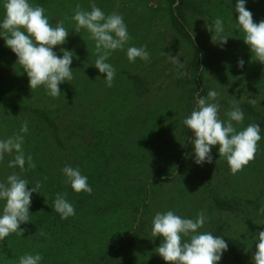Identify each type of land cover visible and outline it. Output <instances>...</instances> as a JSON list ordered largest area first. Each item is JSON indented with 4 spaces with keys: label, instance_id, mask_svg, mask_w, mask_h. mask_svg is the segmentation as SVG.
Listing matches in <instances>:
<instances>
[{
    "label": "rangeland",
    "instance_id": "374dc122",
    "mask_svg": "<svg viewBox=\"0 0 264 264\" xmlns=\"http://www.w3.org/2000/svg\"><path fill=\"white\" fill-rule=\"evenodd\" d=\"M3 3L0 0V22ZM30 3L42 6L53 25L63 21L69 37L54 51L61 56V47L74 51V73L72 80L60 85L57 97L48 95L44 86L31 89L16 55L0 38V140L18 134L25 120L28 126L31 123L26 115L8 113V104L27 109L60 107L54 121L60 130H67L58 135L64 141V153L46 150L43 155L36 154L45 150L49 135H36L29 127L24 134L25 155L39 157L34 162L40 166L29 185L40 181L42 186L40 194L32 196L30 223L21 225L27 230L23 236L6 237L13 241L9 251L0 254V264H19L25 254H40V264H166L155 252L162 239L153 237L151 230L155 214L168 210L192 219L200 212L205 214L208 219L199 231L220 236L228 244L220 264H253L256 237L264 231L259 211L264 207V64L243 41L235 12L237 0H187L183 12L190 40L174 31L167 0ZM93 3L106 15L120 13L131 37L107 61L116 69L112 87L106 84V74L94 66L99 55L95 41L86 29L77 33L72 20L77 4L90 11ZM246 7L254 22L264 20V0H246ZM216 18L223 20L221 35L229 38L227 44L212 40ZM145 45L150 59L130 62L127 48ZM195 51L197 69L192 66ZM172 55L180 56L184 69L171 62ZM241 58L245 62L242 69L238 66ZM184 71L188 74L182 75ZM210 90L219 93L222 119H227L225 113L236 98L245 115L238 130L252 123L262 130L254 161L235 175L220 157L218 145L212 149L213 163L194 162L191 140L195 136L183 120L197 107V94L207 98ZM14 155L6 154L0 162L3 182ZM68 156L74 159L71 166L87 176L91 194L76 193L65 183L62 169ZM57 193H67L75 216L56 224L54 230L46 222L37 226L39 216L56 214L51 200ZM213 195L221 208L214 206ZM3 206L0 201V215ZM234 248L238 258L232 254Z\"/></svg>",
    "mask_w": 264,
    "mask_h": 264
},
{
    "label": "clouds",
    "instance_id": "9594fccd",
    "mask_svg": "<svg viewBox=\"0 0 264 264\" xmlns=\"http://www.w3.org/2000/svg\"><path fill=\"white\" fill-rule=\"evenodd\" d=\"M118 7V5H117ZM4 16L0 22V38H3L6 47L17 57V64L22 67L29 78L31 89L44 86L48 95L57 97L61 94L60 85L73 79L71 67L74 51L63 47L58 55L54 49L67 42L69 32L63 21L53 25L50 23L46 10L40 5L30 3V0H4ZM90 11L76 5L72 20L76 25V32L86 29L90 38L95 41L99 53L95 61V68L101 74H106V84L112 87L116 69L108 63L112 52L124 49L131 39L123 16L118 12L105 14L96 4L90 6ZM235 12L238 13L237 25L244 32V43L250 48L252 56L264 64V20L254 22L253 13L247 9L246 0H237ZM213 33V29L208 28ZM224 23L220 18L214 21L212 40L219 39V44H227V36H222ZM195 40V35H194ZM127 57L130 62L137 58L143 61L150 59L147 46L128 47ZM171 62L178 69H184L185 63L180 62V56H170ZM244 60L238 61V66L244 67ZM202 70L203 67H201ZM184 71L182 75H187ZM99 78V77H98ZM197 107L183 120V124L194 133L191 140L194 147L195 164L213 163L212 149L219 146V155L224 157L233 175L242 171L250 162L254 161L261 141V127L256 123L249 124L242 130L245 115L240 107V101L234 98L231 108L225 113L227 119H222L221 106L218 102L219 93L210 90L207 98L197 94ZM249 102L254 106L256 99ZM28 122L25 120L18 134L0 140V162L5 155L14 158L9 161V168L25 171L36 167L31 155H25L23 150L24 134L28 133ZM66 177L65 183L70 184L76 193H92L87 176L83 175L79 167L65 165L62 169ZM215 174V173H214ZM46 179V178H45ZM29 180L13 172L6 181L0 182V201H4L3 214L0 215V241L10 234L18 233L21 236L27 229L21 225L30 223V206L33 193H39L42 184L40 181L34 187L29 186ZM67 193H57L54 201V211L60 214L61 219L75 216V207L68 201ZM264 213V207L259 210ZM203 212L195 219L185 218L168 210L156 213L152 220L151 234L161 238V245L155 252L162 257L166 264H220L223 254L228 250L225 239L215 236L211 232H200L207 221ZM44 235L43 231L38 233ZM253 264H264V231L257 234ZM40 254H25L19 258V264H40Z\"/></svg>",
    "mask_w": 264,
    "mask_h": 264
},
{
    "label": "trees",
    "instance_id": "16d2710c",
    "mask_svg": "<svg viewBox=\"0 0 264 264\" xmlns=\"http://www.w3.org/2000/svg\"><path fill=\"white\" fill-rule=\"evenodd\" d=\"M186 2H187V0H167L169 7L172 9L171 10V22H172V26H173L174 31L182 39L190 40L188 31L184 25L185 15L183 12V7L186 5ZM193 65L195 66L196 69L198 68V52L197 51L194 52V58L192 61V66ZM5 107L8 108V113H10V114H15V115L20 116V117L26 115L27 117H29V119L31 120V123H29L30 126H28V127L31 131H34V133H36V135H39L40 133H44V136L49 135L51 141L49 143L44 142L43 148L45 150L43 152H41L40 154H36V155H43V154H45L46 150H52V151H56V152L61 151L62 153H64V151H65V147H64V143H63L64 141L60 140L58 135H59V132H61L62 130L63 131H67V130L63 129V128L60 130L58 125L54 121L55 116H57L60 113V107L56 108L55 110H53V109L51 110L50 105L43 106L42 108L37 107L34 109H27V107H18V106H15L13 104L5 105ZM78 127H80V125H78ZM51 136H53V139ZM27 155L32 156L33 162H34L35 157L37 158V160L39 159V157H37L36 155L26 154V156ZM80 160H82V159L80 158ZM64 161L67 165H70V166L74 164V159L70 156H68L66 158V160H64ZM35 165H36L35 168L29 169L27 166V163H26L25 171H21L18 166L16 168H12V169L10 168L11 171H10L9 175L12 174L13 172H16V173L20 174L22 178L28 179L29 182H31V184H32V182L35 180L34 173L40 171L39 170L40 166H38V163H35ZM2 180H3V178L0 179V182H3ZM212 199L215 202L214 206L217 209L221 208L222 205H220V200L217 198H214V195L212 196ZM51 201H52L51 204L54 207V201L55 200H51ZM222 209H225V208L222 207ZM261 215H257V216H261L264 219V214L261 213ZM47 218L49 219L48 221H46ZM47 218H42L41 216H39L36 219L37 226H38L39 222H42L43 224H45V222H46V224L51 229L54 230L56 224H59L65 220V219H61L60 214H58V213H56L55 215H51L49 213ZM12 241H13V238L12 239L10 238L9 241L7 238L0 241V254L7 253L9 251L8 245H10L9 242H12ZM234 250H235V248H234ZM232 254L236 255V258H238L236 250L233 251Z\"/></svg>",
    "mask_w": 264,
    "mask_h": 264
}]
</instances>
